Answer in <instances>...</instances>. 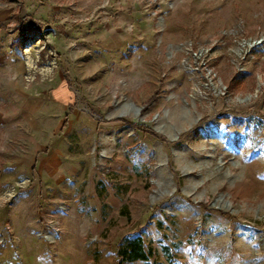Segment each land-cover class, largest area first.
<instances>
[{
  "label": "rangeland",
  "instance_id": "1",
  "mask_svg": "<svg viewBox=\"0 0 264 264\" xmlns=\"http://www.w3.org/2000/svg\"><path fill=\"white\" fill-rule=\"evenodd\" d=\"M0 264H264V0H0Z\"/></svg>",
  "mask_w": 264,
  "mask_h": 264
},
{
  "label": "trees",
  "instance_id": "2",
  "mask_svg": "<svg viewBox=\"0 0 264 264\" xmlns=\"http://www.w3.org/2000/svg\"><path fill=\"white\" fill-rule=\"evenodd\" d=\"M32 32H35L34 30ZM34 34V33H33ZM31 36L30 33L25 35V38ZM69 110L73 108L71 106L68 107ZM136 129H140L145 131L141 125H135ZM122 254L124 259L126 260H144L148 259V252L144 249L142 241L140 239L131 240L125 247L122 249Z\"/></svg>",
  "mask_w": 264,
  "mask_h": 264
}]
</instances>
